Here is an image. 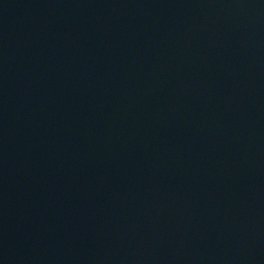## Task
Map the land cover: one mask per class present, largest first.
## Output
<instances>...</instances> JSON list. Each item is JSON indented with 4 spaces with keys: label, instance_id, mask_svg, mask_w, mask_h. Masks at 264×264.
Wrapping results in <instances>:
<instances>
[{
    "label": "water",
    "instance_id": "water-1",
    "mask_svg": "<svg viewBox=\"0 0 264 264\" xmlns=\"http://www.w3.org/2000/svg\"><path fill=\"white\" fill-rule=\"evenodd\" d=\"M0 264H264V0H0Z\"/></svg>",
    "mask_w": 264,
    "mask_h": 264
}]
</instances>
